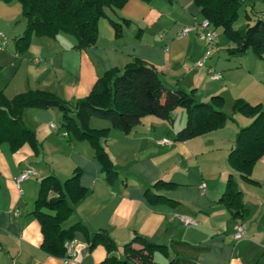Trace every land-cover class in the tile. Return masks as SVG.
Masks as SVG:
<instances>
[{
    "label": "crops",
    "instance_id": "1",
    "mask_svg": "<svg viewBox=\"0 0 264 264\" xmlns=\"http://www.w3.org/2000/svg\"><path fill=\"white\" fill-rule=\"evenodd\" d=\"M0 2L10 4H0L1 9L12 7L21 13L18 2ZM105 13L98 22L96 43L85 49L75 48L76 39L63 32L55 38L33 36L24 53H17L15 47L9 50L8 41L2 45L0 38L1 51H7L0 56V90L12 98L39 89L73 102L87 95L105 71L122 69L137 58L155 66L167 88L191 93L196 101L221 96V110L231 119L220 129L184 141L175 139L186 123L182 107L172 110L167 120L144 116L128 134L110 128L108 120H90L91 128H110L106 151L117 175L108 182L88 141L62 139L50 127L61 121L56 108L27 109L38 149L29 143L16 151L0 145V264H98L107 250L102 244L89 249L87 234L102 230L114 241L113 254L119 258L124 257V243L137 235L166 246L153 254L160 264H170L174 241L208 247L187 264H264V154L254 163L250 180L227 161L237 131L252 120L235 111L234 102L242 99L264 110V58L251 50L228 56L233 43L224 37L211 57L195 66L205 42L194 31L177 36L183 26H193L203 17L193 0H128L118 10L106 7ZM257 17L264 18V0H243L241 26ZM110 19L120 24V36H115ZM25 26L26 21L15 30L13 41ZM209 68L219 71L221 78L210 79ZM26 169L35 174L18 186L15 179ZM76 169L88 193L74 204L63 226L81 222L84 230L73 239L76 258L65 260L41 249V226L32 210L42 177L52 174L64 180ZM230 172L248 210L241 221L218 201ZM158 180L172 184L155 186ZM146 191L169 200L151 204ZM176 214L190 216L195 224L181 223ZM239 223L244 224L246 237L235 240Z\"/></svg>",
    "mask_w": 264,
    "mask_h": 264
},
{
    "label": "trees",
    "instance_id": "2",
    "mask_svg": "<svg viewBox=\"0 0 264 264\" xmlns=\"http://www.w3.org/2000/svg\"><path fill=\"white\" fill-rule=\"evenodd\" d=\"M0 1H16L20 4L26 26L15 38L14 47L17 53H24L33 36L55 38L60 32L73 36L76 39L74 47L77 49L93 46L98 39V22L106 17L105 8L118 10L128 0ZM193 2L217 32L220 29L222 35L233 43L227 49L228 56L243 55L251 50L257 58H264V18L257 17L241 27H234L243 0ZM122 20L128 21L126 18ZM109 21L115 36H120V24L112 19ZM222 104L223 99L218 95L212 96L209 102H203L196 101L191 93L167 88L155 66L136 58L122 69L111 68L105 71L96 79L87 95L73 102L39 89H28L12 98L0 90V145L6 144L10 150L16 151L29 143L37 150L35 133L26 117L27 109L56 108L61 113L59 127L66 129L73 138L86 140L92 145L94 157L100 162L106 180L111 182L117 173L106 151V137L110 128L128 134L140 124L144 116L153 115L167 120L172 110L182 107L186 110V123L177 131L175 139L184 141L222 128L231 119L230 115L221 110ZM233 109L252 120L237 131L227 161L241 177L250 180L254 163L264 154V110L260 104H250L242 99L234 102ZM92 117L108 120L111 127L91 128L89 121ZM171 184L158 180L154 185ZM87 193L88 188L80 184V171L77 169L64 180L52 174L40 179L32 213L41 226V249L44 252L62 258L66 256L64 242L74 239L78 231L84 230V226L81 222L68 227L63 224L72 214L74 204ZM145 193L146 200L151 204L169 200L148 191ZM218 201L238 221L248 214L232 172L228 173L224 191ZM87 237L89 249L102 244L107 250V256L98 264H160L154 260L153 254L156 250L166 248L136 235L124 243V257L119 258L113 254L116 245L105 231L89 233ZM170 246L174 252L170 264L190 263V259L208 250L207 246L183 241H174Z\"/></svg>",
    "mask_w": 264,
    "mask_h": 264
},
{
    "label": "built area",
    "instance_id": "3",
    "mask_svg": "<svg viewBox=\"0 0 264 264\" xmlns=\"http://www.w3.org/2000/svg\"><path fill=\"white\" fill-rule=\"evenodd\" d=\"M191 31H194L198 39L205 42V49L201 56L196 60L195 66H201L211 55L213 52L217 49L218 46V32L217 30L212 26L210 21L202 17L195 25L190 26L186 25L183 26L180 31L178 32L177 36L182 37L185 35H188ZM0 38L2 40V45L6 44V38L3 35V33L0 31ZM209 77L212 80H218L221 78V73L219 71H216L213 68H209L208 70ZM50 127L56 131L59 132V135L62 139L68 138L70 136L69 132L59 127V125L51 123ZM163 143H169L170 141L168 139H163ZM35 172L32 169H26L23 172H21L15 179L17 185L19 186L20 182L23 181L28 176L34 175ZM200 188L204 190L205 183H202L200 185ZM176 217L180 220L181 223L185 225H191L195 224V221L190 216L184 215V214H176ZM246 237V230L243 223H239L236 227V230L233 234V238L235 240H240ZM75 241L72 240H66L64 242V247L66 249V256L64 257L65 260H70L76 258L75 254V248H74Z\"/></svg>",
    "mask_w": 264,
    "mask_h": 264
},
{
    "label": "rangeland",
    "instance_id": "4",
    "mask_svg": "<svg viewBox=\"0 0 264 264\" xmlns=\"http://www.w3.org/2000/svg\"><path fill=\"white\" fill-rule=\"evenodd\" d=\"M0 4L10 6V4H5L2 2H0ZM21 17H22L21 13L17 12L12 7H7L4 9L0 8V31L3 33L6 40L8 41L7 48L9 50H11V48L13 49V47H14L13 33L15 32L16 29H18V30L21 29L23 27V22H25L24 20L21 19ZM241 25H242L241 18H238L236 20V22L234 23V27L238 28V27H241ZM138 31H139V29H138ZM218 35H219L218 36L219 40H225L220 29H218ZM2 50L6 51V49H2ZM5 51H1V49H0V56ZM95 118H97V117H92L90 120H92V122H93V120H95ZM98 119H100V118H98ZM92 122H91V124H92ZM71 137L73 138V136H71Z\"/></svg>",
    "mask_w": 264,
    "mask_h": 264
}]
</instances>
